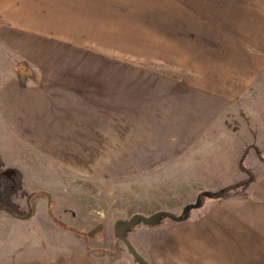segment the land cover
Instances as JSON below:
<instances>
[{
	"label": "rangeland",
	"instance_id": "obj_1",
	"mask_svg": "<svg viewBox=\"0 0 264 264\" xmlns=\"http://www.w3.org/2000/svg\"><path fill=\"white\" fill-rule=\"evenodd\" d=\"M25 38L28 34L23 31H0V95L13 79L26 86L44 85L48 76L49 85L75 83L72 81L81 84L86 80L101 85V79L91 78L94 70L115 69L99 59L89 64L85 56V60L81 55L71 57L68 48L61 47L62 51L58 47L54 52L53 48ZM135 58L144 64L149 62L145 55ZM124 62L133 64L131 60ZM164 67L174 68L168 62ZM146 74L141 81L150 82L151 73ZM176 87L182 88L183 82H177ZM55 97L51 94L50 100L44 101L45 106L50 103V110L44 111L48 117L63 113L69 120H79L89 114L91 123L79 122L71 127L78 128L79 135L62 143L48 141L47 147L42 144L41 154L30 153L27 143L6 138L3 133L8 128L0 131L3 168L21 171L33 212L23 220L9 212L5 214L15 218L3 221L0 217L7 229L0 235L7 238L8 245L22 247L0 252L1 259L6 255L86 250L99 264H141L115 231L117 225L138 213L148 218L169 212L179 218L189 208V216L178 222L172 218L153 225L140 222L128 230L127 238L150 264L180 263L176 258L172 260L171 249L175 246L170 243L184 229L200 231L207 228L203 224L209 223L212 228L264 231V128L262 124L252 128V120L246 116L248 106L251 113L264 116V102L248 104L244 100L239 108L223 111L208 124L194 127L183 125L180 119H166L167 114L157 115L162 111L155 108L156 104L148 103L139 110L112 105L107 110L96 103L95 109L74 107L73 111H58ZM253 108L256 109L252 111ZM29 146L30 150L35 149ZM204 194H225L223 198L228 199L220 205L213 204L216 199ZM15 200L29 209L26 197ZM215 206H224L223 215L230 214L231 209L236 222L226 225L209 215L207 221L195 220ZM97 226L100 228L90 234ZM174 230L177 231L169 234ZM161 248L168 250L170 258ZM190 252L199 264L205 262L198 251ZM194 252L198 256H193Z\"/></svg>",
	"mask_w": 264,
	"mask_h": 264
},
{
	"label": "crops",
	"instance_id": "obj_2",
	"mask_svg": "<svg viewBox=\"0 0 264 264\" xmlns=\"http://www.w3.org/2000/svg\"><path fill=\"white\" fill-rule=\"evenodd\" d=\"M13 30L27 33L26 41L31 38L54 52L58 47L68 48L71 57L81 55L89 64L99 59L115 68L94 72L86 69L94 73L91 78L101 79V85H95L93 80L49 85L48 76L44 85L26 86L12 77L0 95V131L8 128L4 136L27 143L30 153L41 154L42 144L47 147L48 141L57 145L79 135L78 128L70 129L79 122L91 123L89 114L79 120H69L63 113L48 117L44 111L50 110V103L45 106L44 101L50 100L51 94L56 96L58 111H73L74 107L95 109L96 103L107 110L112 105L139 110L151 103L162 111L157 115L167 114L166 119H180L183 125L194 127L208 124L223 111L239 108L244 100L248 104L264 102V0H0V31ZM142 55L150 65L135 58ZM127 60L134 65L124 62ZM166 62L174 68H165ZM146 72L151 73L150 82L141 81L147 77ZM180 81L183 87L177 88ZM250 111L248 106L246 116L252 120V128L256 124L264 128V116L260 118ZM30 144L35 149L30 150ZM226 199L217 198L213 204L220 205ZM223 209L224 206H215L195 220L207 221L209 215L229 225L236 219L231 209V216L223 215ZM6 212L0 208L3 221L15 218ZM203 225L207 228L200 231L181 230L180 237L171 241L175 246L169 253L172 260L199 264L197 257L192 259L190 251L194 250L205 260L202 264H264V231ZM4 230L5 222L0 221L1 233ZM0 237V252L22 248L8 245L7 238ZM163 251L168 255V250ZM194 255L198 256L196 252ZM0 264L99 262L86 250H72L6 255L0 258Z\"/></svg>",
	"mask_w": 264,
	"mask_h": 264
},
{
	"label": "trees",
	"instance_id": "obj_3",
	"mask_svg": "<svg viewBox=\"0 0 264 264\" xmlns=\"http://www.w3.org/2000/svg\"><path fill=\"white\" fill-rule=\"evenodd\" d=\"M3 166H4L3 160L0 157V208L7 210L9 213L17 217H26L28 216L29 209L26 210L25 208H22L20 203H18L15 200L16 197H23V198L26 197L28 208L30 207L29 202L31 199V195L23 187L22 173L20 170L16 168H13V169L5 168L4 169ZM213 192L218 193V191L217 192L213 191ZM204 195L202 196L203 198L206 196V198L209 197V198H214V199H217V198L221 199L224 197L225 194H221L218 196H215V195L214 196H207V195L204 196ZM167 218L171 219V217H168V216H161L160 222H162L164 219H167ZM171 220H173L174 222H178V220H174V219H171Z\"/></svg>",
	"mask_w": 264,
	"mask_h": 264
},
{
	"label": "water",
	"instance_id": "obj_4",
	"mask_svg": "<svg viewBox=\"0 0 264 264\" xmlns=\"http://www.w3.org/2000/svg\"><path fill=\"white\" fill-rule=\"evenodd\" d=\"M19 69H22V66L19 67ZM189 208L183 212L184 215H181V217H173L169 212H158L155 213L154 215L146 218L142 214H135L133 215L126 223L119 224L115 227L116 235H118L127 245L129 251L131 254L135 257V259L141 263V264H150L138 251L137 249L133 246V244L129 241L127 238V232L128 230L136 225L137 223H144L146 225H153L156 224L157 222L159 223L161 216H168L171 217L174 220H183L188 216ZM32 214V208L29 207V212L28 215L31 216ZM100 226L95 227L90 234H93Z\"/></svg>",
	"mask_w": 264,
	"mask_h": 264
}]
</instances>
